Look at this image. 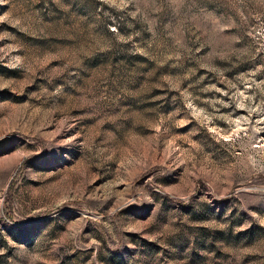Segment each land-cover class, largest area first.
<instances>
[{
	"label": "rangeland",
	"instance_id": "obj_1",
	"mask_svg": "<svg viewBox=\"0 0 264 264\" xmlns=\"http://www.w3.org/2000/svg\"><path fill=\"white\" fill-rule=\"evenodd\" d=\"M0 264H264V0H0Z\"/></svg>",
	"mask_w": 264,
	"mask_h": 264
}]
</instances>
